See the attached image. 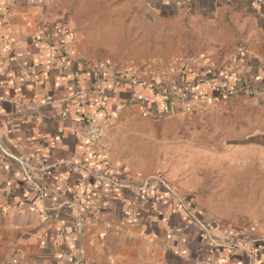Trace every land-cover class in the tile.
Instances as JSON below:
<instances>
[{"label":"crops","instance_id":"0c3cea01","mask_svg":"<svg viewBox=\"0 0 264 264\" xmlns=\"http://www.w3.org/2000/svg\"><path fill=\"white\" fill-rule=\"evenodd\" d=\"M202 3L210 9L214 2ZM218 3V14L229 7L236 16L243 5L264 24V0ZM53 6L0 0V264H264V192L245 223L221 225L194 201L192 208L178 202L190 191L143 175L118 137L103 153L75 133L85 120L110 132L130 106L191 110L220 96L221 77L194 72L167 90L156 79L94 64L79 55Z\"/></svg>","mask_w":264,"mask_h":264},{"label":"rangeland","instance_id":"374dc122","mask_svg":"<svg viewBox=\"0 0 264 264\" xmlns=\"http://www.w3.org/2000/svg\"><path fill=\"white\" fill-rule=\"evenodd\" d=\"M213 2L209 9L202 0H54L53 12L72 30L79 55L94 64L142 81L167 82L188 71L230 75L217 99L173 113L130 106L109 132L143 175L190 191L186 206L194 201L209 220L228 226L245 223L246 209L260 205L264 192V24L243 5L235 16L229 7L218 14L219 0Z\"/></svg>","mask_w":264,"mask_h":264},{"label":"built area","instance_id":"2783aa9c","mask_svg":"<svg viewBox=\"0 0 264 264\" xmlns=\"http://www.w3.org/2000/svg\"><path fill=\"white\" fill-rule=\"evenodd\" d=\"M192 64L193 65L195 64L194 59H190L186 62V66L189 68L192 67ZM188 72L190 73L182 74L181 76H178L177 74L176 76L172 77L170 80L168 79L167 82L159 81L157 78L154 79L158 80L160 83L162 82L163 84H166L167 90H170L175 87L177 80L180 77L191 74L192 71H188ZM75 133L77 137L88 147L97 151H101L103 153H108L110 148V143H109V130L106 126L98 122L85 120L77 127ZM161 182L166 186L168 190L173 191L168 183H166L164 180H161ZM178 202L185 208L188 207L186 206L185 199L179 198Z\"/></svg>","mask_w":264,"mask_h":264},{"label":"trees","instance_id":"16d2710c","mask_svg":"<svg viewBox=\"0 0 264 264\" xmlns=\"http://www.w3.org/2000/svg\"><path fill=\"white\" fill-rule=\"evenodd\" d=\"M230 77V75H227L226 76V78H224V80L226 81L227 80V78H229ZM199 80V76H195V78H194V82L195 83H197V81ZM224 80H219L220 82V84L222 85V82H224ZM263 80V79H262ZM264 81V80H263ZM215 84H218V83H215ZM235 85L236 84H234L233 86H232V89L235 87ZM243 85V84H242ZM256 89H260L259 87H257ZM252 93V92H251ZM188 200V199H187ZM190 200V199H189Z\"/></svg>","mask_w":264,"mask_h":264}]
</instances>
